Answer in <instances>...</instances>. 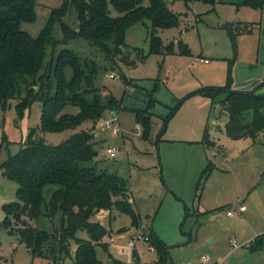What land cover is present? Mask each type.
Segmentation results:
<instances>
[{
    "label": "rangeland",
    "instance_id": "374dc122",
    "mask_svg": "<svg viewBox=\"0 0 264 264\" xmlns=\"http://www.w3.org/2000/svg\"><path fill=\"white\" fill-rule=\"evenodd\" d=\"M242 1L168 0L169 7L180 13L181 22L179 26L159 29L158 34L164 44L178 39L187 42L191 54H148L151 23L141 21L126 31L127 48L137 46L148 54L134 66L126 65L119 56L110 59L101 47L81 35L65 39L61 22L54 23L53 36L58 41L47 46L45 67L48 71L37 79L35 90L42 84L46 87L49 74L55 82L51 61L55 63L59 52L69 48L87 60L86 68L97 64L94 76L97 93L103 99L112 94L126 106V109L107 108L95 123L85 120L76 127L41 132L47 143L59 144L74 132L94 126L98 154L90 165L115 172L126 180L140 224L134 226L130 214L116 209L99 211L92 216V220L100 221L109 231L101 242L106 246H95L101 264H137L129 241L134 234L145 236L151 230L168 242V264H201L203 254L211 258L227 255L223 264H233L232 258L247 249L238 248L229 253L234 244L231 237L239 240L243 229L247 231L244 237H249L251 229L264 224V131L254 140L231 138L225 127L228 115L218 102L225 93L219 91L213 97L204 91L206 86H221L227 82L231 63L233 87L241 89L251 87L255 78L252 76H260L264 68V35L261 37L260 31L264 13L261 9L239 5ZM63 2L38 0L35 19L22 21L21 27L32 36H38L47 24L51 9ZM109 8L112 15L118 14L111 3ZM62 21L79 29L74 4L69 3ZM236 21L251 22L254 28L239 35L235 53L227 26ZM205 58L209 62H205ZM125 73L130 83L125 82L122 76ZM65 75L71 78V67L66 68ZM158 77L159 85L155 88ZM26 89L27 86H23L21 93L10 99L5 109H0V164L9 152L16 153L21 148L29 129L40 124V100H34L24 108L23 115L19 114L18 103L25 100ZM152 94L157 101L151 109H146ZM177 105L165 127L164 117ZM134 108L145 109L152 119L147 135L136 120ZM78 111L79 107L73 104L62 109L73 114ZM112 116L117 117L120 124L119 135L100 124L101 119ZM246 118H253L251 109ZM206 128L213 145L203 141ZM3 134L8 142H2ZM109 146L117 149L115 157L107 153ZM57 186L54 183L45 186L46 202ZM16 189L17 182L0 168V222L5 217L2 204L17 200ZM241 204L247 207L243 214L235 212L233 217L226 214L228 209L238 210ZM202 208L209 211L204 213L200 211ZM30 223L55 231L63 220L58 212L52 218L41 214ZM13 224L16 226L17 222ZM77 235L90 238L86 230H79ZM135 244L143 261L156 257L148 240L137 238ZM59 246L57 239L50 240L45 244V255L32 257L19 234L0 223V264H49L56 256H61ZM75 246L72 242V250ZM63 261V264H75L73 257L67 256L58 264Z\"/></svg>",
    "mask_w": 264,
    "mask_h": 264
},
{
    "label": "trees",
    "instance_id": "16d2710c",
    "mask_svg": "<svg viewBox=\"0 0 264 264\" xmlns=\"http://www.w3.org/2000/svg\"><path fill=\"white\" fill-rule=\"evenodd\" d=\"M37 3L38 0H0V109H5L10 99L21 93L23 86H27V96L18 103L19 114L23 115L24 108L34 100L42 102L39 126L30 128L21 148L16 153L9 152L0 164L3 172L17 182V200L2 204L5 217L0 223L19 234L32 257L45 255V244L57 239L62 254L49 264H58L67 256L73 257L75 264H101L95 246L102 244L109 231L100 221L92 220V216L102 209H116L130 214L134 226L140 224L126 180L115 172L90 165L89 162L98 154L95 133L92 131L94 126L74 132L59 144L47 143L41 132L76 127L85 120L95 123L107 108L126 109V106H123L122 99L112 94L103 99L97 93L98 88L94 83L97 64L86 68L87 60L69 48L59 52L55 63L51 61V74L54 73L55 82L49 74L46 87L42 84L40 89L35 90L37 79L48 71L45 67L47 46L58 41L53 36L54 23L61 22L65 39L81 35L101 47L110 59L119 56L126 65L134 66L138 59L145 60L150 53L191 54V50L182 39L164 44L158 34L159 29L179 26L181 22L180 13L169 7L168 0H148L147 4L144 0H64L60 6L51 9L47 24L34 37L21 27V23L35 19ZM69 3L74 4L78 12V30L62 21ZM110 3L118 11L117 15L111 14ZM240 4L264 12V0H243ZM146 20L151 23L148 54L137 46L127 48L126 42L127 29L137 22L147 24ZM253 28L254 25L247 21H236L234 25L227 26L235 53L239 35L249 33ZM67 67L72 69L70 79L65 75ZM122 76L126 83H130L126 73ZM233 83L231 63L227 82L221 86H206L204 91L213 97L219 91L225 93L218 102L228 115L225 127L231 138L249 137L254 140L264 131V93L259 91L264 80L247 89L235 88ZM158 85L159 77L156 78L155 88ZM156 101L152 94L146 109H151ZM67 104L78 106V113L62 112ZM178 105L164 117L165 127ZM249 109L253 111L251 120L246 118ZM133 111L147 135L152 121L150 115L142 108H134ZM6 140L9 141L3 134L2 142ZM203 141L208 145L214 144L208 128ZM50 183L58 186L46 202L44 188ZM58 212L62 215L63 223L55 231L30 223L41 214L52 218ZM14 221L17 222L16 226ZM79 230H86L90 238L79 237ZM72 242L76 245L73 250ZM148 242L155 249L157 258L146 264H168L169 244L154 230L149 232ZM263 247L264 232L256 235L250 244L252 251Z\"/></svg>",
    "mask_w": 264,
    "mask_h": 264
},
{
    "label": "crops",
    "instance_id": "0c3cea01",
    "mask_svg": "<svg viewBox=\"0 0 264 264\" xmlns=\"http://www.w3.org/2000/svg\"><path fill=\"white\" fill-rule=\"evenodd\" d=\"M264 13V12H263ZM264 14H262V24L261 25H263V26H261V28H260V31H261V37L264 35V16H263ZM259 31V32H260ZM202 59V58H201ZM209 62V61H208ZM132 77V76H131ZM252 77H255L254 79H253V82L251 83V85H249V86H251V87H253L256 83H258V82H261L262 80H264V68H263V70L261 71V74H260V76H252ZM255 83V84H254ZM252 84H254V85H252ZM251 87H247V88H251ZM247 88H245V89H247ZM261 90H264V87L263 88H261L260 89V91ZM132 200H133V198H132ZM134 201V200H133ZM242 205V204H241ZM245 205V204H244ZM239 207V206H238ZM229 210V209H228ZM227 210V211H228ZM247 210V208L244 210V211H242V212H245ZM100 211H106V212H110V210L108 209V210H106V209H102V210H100ZM200 211H202V212H207V211H209V210H204L203 208L202 209H200ZM235 212L237 213V212H239L240 214H243L242 212H240L239 210H235ZM111 214V213H110ZM226 214H227V212H226ZM228 215V214H227ZM233 217V216H235V213L234 214H232V215H229V217ZM251 233H249V237H244V235H245V233H247V231H245L244 229L243 230H241V232H240V235H241V237H240V239L238 240V239H236V237L235 236H232L231 238H232V241L234 242V244H231V250H230V252L229 253H234V251H236V249H238V248H246L247 250H245V251H243V252H241V254H238V256L236 257V258H232V260H231V262H234L233 264H238L239 262L240 263H243L244 261H246V263L247 264H264V247L263 248H260V249H257V250H254V251H252L251 249H250V247H246L245 245H244V243L246 242V241H252L253 240V238L256 236V235H258V234H260V233H262V232H264V224H260V225H258L257 227H254V229H251V231H250ZM113 239V238H112ZM165 240V239H164ZM166 241V240H165ZM167 242V241H166ZM168 243V242H167ZM136 245V244H135ZM149 247L152 249V250H155L154 248H153V246H151L150 244H149ZM75 248V247H74ZM133 257H135V260L137 261V264H146V263H148V262H151V261H153V260H155L156 258H157V254H156V257L154 258V259H152V260H150V261H143L142 260V258L140 257V255L138 254V252H137V250H136V246H133ZM229 253H228V255H229ZM227 255H225V256H219L218 258L217 257H215V258H212L213 259V261L215 262V264H223V262H224V260H225V257H226ZM132 257V258H133ZM134 259V258H133ZM201 259H202V257H201ZM236 260V261H235ZM64 263V261L63 262H61L60 264H63Z\"/></svg>",
    "mask_w": 264,
    "mask_h": 264
},
{
    "label": "built area",
    "instance_id": "2783aa9c",
    "mask_svg": "<svg viewBox=\"0 0 264 264\" xmlns=\"http://www.w3.org/2000/svg\"><path fill=\"white\" fill-rule=\"evenodd\" d=\"M203 60V58H202ZM205 62H208L209 59L208 58H205L204 59ZM111 76H113V74H110ZM100 124L103 125L104 127L112 130V132L115 134V135H119L120 134V124L119 122H117V117L115 116H112V117H109V118H104V119H101L100 120ZM116 148L113 147V146H109L107 147L106 151L107 153L111 156V157H115L116 156ZM246 205L242 204L238 207V210L240 212L244 211L246 209ZM235 213V210H232V209H229L227 211V214L228 215H232ZM137 238H144L145 240H148V235H145L143 236L142 234H134V238L132 240L129 241V245L130 246H135V240ZM250 244H251V241H246L244 243V245L246 247H250ZM201 264H215V262L213 261V259L207 255V254H203L202 255V259H201Z\"/></svg>",
    "mask_w": 264,
    "mask_h": 264
},
{
    "label": "water",
    "instance_id": "95a60500",
    "mask_svg": "<svg viewBox=\"0 0 264 264\" xmlns=\"http://www.w3.org/2000/svg\"><path fill=\"white\" fill-rule=\"evenodd\" d=\"M233 23H234V22H233ZM233 23H232V24H233ZM228 24H230V23H228Z\"/></svg>",
    "mask_w": 264,
    "mask_h": 264
}]
</instances>
